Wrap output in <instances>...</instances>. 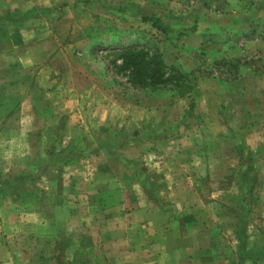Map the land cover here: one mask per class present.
Here are the masks:
<instances>
[{
    "label": "rangeland",
    "instance_id": "1",
    "mask_svg": "<svg viewBox=\"0 0 264 264\" xmlns=\"http://www.w3.org/2000/svg\"><path fill=\"white\" fill-rule=\"evenodd\" d=\"M0 4V264H264V0Z\"/></svg>",
    "mask_w": 264,
    "mask_h": 264
},
{
    "label": "crops",
    "instance_id": "2",
    "mask_svg": "<svg viewBox=\"0 0 264 264\" xmlns=\"http://www.w3.org/2000/svg\"><path fill=\"white\" fill-rule=\"evenodd\" d=\"M1 8H0V62L2 63V58L3 57H9L13 54V52L9 49H5L4 47V41L10 42L13 41L14 37L11 33H8L6 35L5 32H9V30L7 31L8 28H14L15 26V22L12 19V17L8 16V12H4V7L3 4H0ZM13 45V43H12ZM12 67L9 66L5 68V70H0V120H6L7 123V127L12 126L13 123H15V126L17 125L16 129H8L5 128L3 131L0 132V144H4V142H9L7 139H11V138H17V140H20V142L25 143V140L28 142V136L33 134L34 131L28 130V131H24L22 130V128H19L22 126V121L27 123L29 121H31L32 119H34V116L31 114L32 110H31V102L29 100H25L23 102V104L21 105V107H18L17 110H13V108H11L10 106H8L7 103H4L3 97L2 96V92L5 93V95H8L9 97L13 96V94L15 92H13V72H12ZM9 75V77H8ZM8 89V90H6ZM4 90V91H3ZM8 91V92H7ZM3 93V94H4ZM4 116V117H3ZM17 121V122H16ZM12 123V125H11ZM9 124V125H8ZM12 128V127H11ZM6 138V140H5ZM14 143L16 144V141H14ZM26 144V143H25Z\"/></svg>",
    "mask_w": 264,
    "mask_h": 264
},
{
    "label": "trees",
    "instance_id": "3",
    "mask_svg": "<svg viewBox=\"0 0 264 264\" xmlns=\"http://www.w3.org/2000/svg\"><path fill=\"white\" fill-rule=\"evenodd\" d=\"M144 21H145V22H147V21H148V19H144Z\"/></svg>",
    "mask_w": 264,
    "mask_h": 264
}]
</instances>
